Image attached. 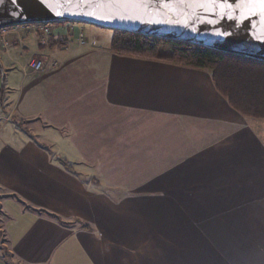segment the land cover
<instances>
[{"label": "crops", "instance_id": "crops-1", "mask_svg": "<svg viewBox=\"0 0 264 264\" xmlns=\"http://www.w3.org/2000/svg\"><path fill=\"white\" fill-rule=\"evenodd\" d=\"M67 31L57 24L42 45L33 29L6 50L31 57L15 102L0 91L1 129L27 131L0 137V199L50 227L48 247L33 261L11 249L12 264H264L259 120L230 108L206 71L81 47ZM58 140L74 168L56 158ZM153 194L176 197V220L165 215L160 231Z\"/></svg>", "mask_w": 264, "mask_h": 264}, {"label": "water", "instance_id": "water-1", "mask_svg": "<svg viewBox=\"0 0 264 264\" xmlns=\"http://www.w3.org/2000/svg\"><path fill=\"white\" fill-rule=\"evenodd\" d=\"M55 22L183 42L264 63V0H0V29Z\"/></svg>", "mask_w": 264, "mask_h": 264}, {"label": "rangeland", "instance_id": "rangeland-1", "mask_svg": "<svg viewBox=\"0 0 264 264\" xmlns=\"http://www.w3.org/2000/svg\"><path fill=\"white\" fill-rule=\"evenodd\" d=\"M59 23L68 27V31H67L68 35L70 34V28H72L73 34L70 36L72 40L78 39L79 33H83L87 40V44L85 45V48L89 46L90 41H94L97 48L105 49L109 47L110 40L114 36L113 31L103 29L100 27H96L90 24H84V23L58 22L56 24L50 23V25L48 26H50V28L53 29ZM47 42L45 43V45L47 44ZM6 50L0 51V78H2L1 85H2V88H7L11 90L9 94H6V99L8 98L10 102L14 103L17 97L18 85L22 78V67H25L26 64L28 63L29 58L31 57V53L25 52L21 48L19 49L12 48L10 51H7V52ZM4 73H6V75ZM28 83H29V79L27 82L24 83V86L22 84L25 91H26V88H27L26 86ZM22 108L24 109L26 108V106L23 107L22 105L21 110ZM257 124L261 127L260 131L262 133L261 134L262 137L260 135L259 137L264 139V120L257 121ZM2 125H3V122L0 121V137L1 139H3L4 142H8L7 137L8 136L11 137V135L14 136V138L11 137L14 141H19L20 138H24L23 136L26 137L27 135L26 130L15 129L16 131H14L13 128L15 127L12 121L9 122V125H8L9 129L7 128V129L2 130L1 129ZM16 132H17V135L14 134ZM31 134L32 133H30V135ZM44 135H47L49 137V141H54V139L50 140V137L51 138L54 137L51 132L50 133L47 132ZM52 145L54 147L53 151L57 152L56 158L58 156H61L63 159L68 161L70 166H73V168L75 164H71V163L79 162L73 150L70 148V146H68V143H66L65 141L58 140V141H55L54 144ZM77 166H79V164H77ZM154 191L156 192V190ZM114 196L117 199L120 198L118 194H114ZM145 198L147 200V207L151 206L152 207L151 211H153V213L149 214L151 217L150 220L153 222H158L157 223V228L159 229V230L157 229L158 231H160V226H161V223L163 222V219L165 218V215L168 216V219L176 220V217L178 214L175 211H172L174 208H171V206H169L171 205L170 203L172 204L176 203V197H165L164 198L159 195L153 194V196H150L148 198L145 197ZM186 199L193 200L196 198L190 197ZM200 199H203V197ZM214 199L219 201V198H214ZM0 200H3V199L1 198ZM3 202L4 200L1 203ZM4 203H5L6 210L4 211V213H0V218H1L0 226H2V229L0 230V264H12L10 260L11 254L9 253L11 249H12L11 252L13 251L14 255L16 256L19 255L20 257H26L28 261L29 260L33 261L34 260L33 258L38 256V252L41 250H44V246L48 247V241H47L48 235L46 234V232L50 231V227L47 228V226L43 224L37 226V224L33 223V222H36V220H34L33 217L21 216L20 213L13 212V209L11 208V202L5 200ZM162 204L163 205L166 204V207H164L166 210L170 209V210H167L168 213L163 214L164 217L162 216V213L160 210ZM7 207H10V208L7 209ZM183 215L188 216V214L181 213V217ZM217 215L219 216V214ZM139 216H142V215L139 214ZM207 218H208V215L206 214L205 219ZM148 219H146V221H149ZM217 219L219 220L220 218L217 217ZM201 232H203V230H201ZM34 233L36 234L35 236L36 239H34L33 237ZM25 234L27 238H30L29 242L24 245L19 244L20 239L25 237L24 236ZM157 234L159 235V233ZM42 254L43 253H41L40 256ZM6 255L8 256V261L6 259ZM13 264H16V263L14 262Z\"/></svg>", "mask_w": 264, "mask_h": 264}, {"label": "trees", "instance_id": "trees-1", "mask_svg": "<svg viewBox=\"0 0 264 264\" xmlns=\"http://www.w3.org/2000/svg\"><path fill=\"white\" fill-rule=\"evenodd\" d=\"M113 32L112 53L206 71L230 108L245 118L264 119V63L188 43Z\"/></svg>", "mask_w": 264, "mask_h": 264}, {"label": "built area", "instance_id": "built-area-1", "mask_svg": "<svg viewBox=\"0 0 264 264\" xmlns=\"http://www.w3.org/2000/svg\"><path fill=\"white\" fill-rule=\"evenodd\" d=\"M48 25L50 24L19 25L0 29V51L8 49L10 44L14 41L21 42L22 35L30 29H35L37 31L39 37L38 42L39 44L44 45L47 42V38L52 34V29ZM72 34L73 30L70 28V34L65 36V38L69 39V36ZM77 40L80 46H85L87 44V40L83 33H79ZM90 45L93 47L96 46L94 41H91ZM29 68L33 73L40 72L42 68V61L36 60L31 62ZM1 81L2 78H0V91L2 88Z\"/></svg>", "mask_w": 264, "mask_h": 264}]
</instances>
